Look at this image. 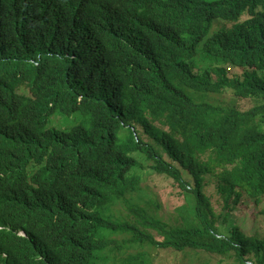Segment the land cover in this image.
<instances>
[{"label":"trees","instance_id":"16d2710c","mask_svg":"<svg viewBox=\"0 0 264 264\" xmlns=\"http://www.w3.org/2000/svg\"><path fill=\"white\" fill-rule=\"evenodd\" d=\"M242 203L264 214V0H0V264H264Z\"/></svg>","mask_w":264,"mask_h":264},{"label":"rangeland","instance_id":"374dc122","mask_svg":"<svg viewBox=\"0 0 264 264\" xmlns=\"http://www.w3.org/2000/svg\"><path fill=\"white\" fill-rule=\"evenodd\" d=\"M25 84H20L17 87L18 91H24L26 90ZM229 92H225V94L221 93H215V94H209L208 99L212 100L214 102H218V100L222 101L223 104H231L232 96L230 94H226ZM56 122L57 119H54ZM147 183H150V185L142 184L143 188V194H154V199L158 203L159 208L158 211L163 215V219L165 221L173 222V220L178 216L176 207L179 206L183 201L184 198L180 197L175 193L173 189H168L167 191L163 190V187H160L157 185V181L154 179L149 180ZM148 186V187H145ZM210 189L213 191V188L210 187ZM115 209L120 210V215H126L127 209L123 205L120 207L115 206ZM159 213V214H160ZM234 214L240 219V221L243 220V222L246 223L247 228L252 226V222L255 224L256 228H259L258 231L260 233L264 234V214H260L259 210L253 209L252 206L247 204H240L238 209L234 211ZM153 237L158 238L159 236L156 235V233H153ZM146 251L147 257H149L147 263L150 262V264H172V260L174 257V252L169 249H160V248H154V247H147L146 245L141 248L134 247L133 249L128 250V252H134L139 253ZM202 258V256L199 254V257H196V261ZM229 261L228 259H225L224 262Z\"/></svg>","mask_w":264,"mask_h":264},{"label":"clouds","instance_id":"9594fccd","mask_svg":"<svg viewBox=\"0 0 264 264\" xmlns=\"http://www.w3.org/2000/svg\"><path fill=\"white\" fill-rule=\"evenodd\" d=\"M2 256H4V255L2 254Z\"/></svg>","mask_w":264,"mask_h":264}]
</instances>
